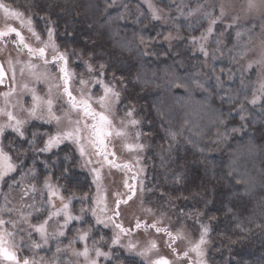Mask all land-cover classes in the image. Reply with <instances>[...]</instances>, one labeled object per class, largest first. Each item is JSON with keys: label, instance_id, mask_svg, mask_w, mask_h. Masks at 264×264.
Instances as JSON below:
<instances>
[{"label": "clouds", "instance_id": "1", "mask_svg": "<svg viewBox=\"0 0 264 264\" xmlns=\"http://www.w3.org/2000/svg\"><path fill=\"white\" fill-rule=\"evenodd\" d=\"M0 264H264V0H0Z\"/></svg>", "mask_w": 264, "mask_h": 264}]
</instances>
